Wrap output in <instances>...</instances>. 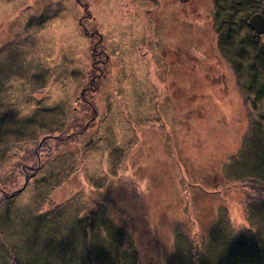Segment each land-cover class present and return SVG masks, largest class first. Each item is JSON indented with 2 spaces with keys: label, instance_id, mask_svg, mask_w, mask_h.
I'll return each instance as SVG.
<instances>
[{
  "label": "rangeland",
  "instance_id": "rangeland-1",
  "mask_svg": "<svg viewBox=\"0 0 264 264\" xmlns=\"http://www.w3.org/2000/svg\"><path fill=\"white\" fill-rule=\"evenodd\" d=\"M259 1L243 9L264 16ZM74 2L65 13L56 0L0 3V264H22L35 230L72 234L83 218L103 239L105 224L123 228L119 250L135 264L212 262L220 234L253 228L262 244L251 205L264 176L244 175L259 172L251 137L264 139V80L251 76L264 75V34L213 0H93L100 41ZM170 2L182 10L160 36ZM88 228L72 237L88 240Z\"/></svg>",
  "mask_w": 264,
  "mask_h": 264
},
{
  "label": "trees",
  "instance_id": "trees-1",
  "mask_svg": "<svg viewBox=\"0 0 264 264\" xmlns=\"http://www.w3.org/2000/svg\"><path fill=\"white\" fill-rule=\"evenodd\" d=\"M213 1L215 5L220 7V10L223 11V14H228L224 16L226 20L228 19L229 21H231V16L229 15L231 12L232 14L242 12L244 14V24L245 22H247L248 18L253 14V12L249 13V5L248 7L243 9L244 6H242V4L253 1H258V3H261L259 0ZM255 8H257V6ZM233 10L235 12H233ZM224 29L225 36L227 32L228 36L232 37L233 31H235L232 27V23L231 25L228 24L226 27H224ZM239 46H241V44ZM261 59L262 58H259L257 62L253 63L262 64L260 62ZM258 72L259 71L256 68L251 71V76L254 75V77L256 78V83L263 82L264 80V75L260 76V73ZM251 142L254 146V151L251 153L252 160L254 162V165L259 168V172L245 174L244 177L247 176V179L249 177H252L251 175L264 176V152L260 149L261 144L264 143V139H261L260 135L257 133L251 137ZM251 207H255L254 210L259 213L260 217L264 216V213H260L262 210H264V201L258 202L256 204L253 203ZM254 210H251V212L253 213L252 216H256ZM95 223V220L91 219L88 222V220H84L83 218V220H75L71 225L67 226L74 229L73 233L83 230V236H85L84 229L90 226V228L88 229L93 231L91 233L93 235L91 238H88V240H85L84 238L79 239L75 236L72 237L73 233L62 234L61 232L55 231L53 229L47 231V234L40 239V236L41 234L43 235V233L40 230H35L31 234L34 235L32 236L33 238L30 239V242H27L28 240L25 241L24 250L26 252L23 253L24 261H22V264H135L134 258L129 254H126L124 251L120 253L119 249H121L122 243L124 241V239H122L124 234L123 228L117 225L114 226L111 223V226L105 224L107 238L103 239L101 238V236L99 237V235L95 236ZM213 226H216V228L215 230H213L214 235L211 238L212 240L215 238V235H217L216 231H220V228H218V223H215V225ZM255 230L259 231V229L253 228L252 235L249 237L242 236L236 238L235 240L233 237H230L234 241H230L223 234H220L218 236L217 242L215 243V249H218L220 253L215 254L212 251V262H210L209 259H206L204 260V264H233L232 259L237 258H241V262L238 264H252L255 261L258 262L261 259L262 255H264L260 247L261 245H264V241H262V244L258 241V236ZM103 231L104 229L101 233H103ZM190 246L189 247L192 249L193 246L191 244ZM21 249H23V247H21ZM176 250L181 252L183 250V246L177 245ZM178 257L179 258H177L176 254H173V260H169V264L174 261H179V259L183 256L178 254Z\"/></svg>",
  "mask_w": 264,
  "mask_h": 264
},
{
  "label": "flooded vegetation",
  "instance_id": "flooded-vegetation-1",
  "mask_svg": "<svg viewBox=\"0 0 264 264\" xmlns=\"http://www.w3.org/2000/svg\"><path fill=\"white\" fill-rule=\"evenodd\" d=\"M7 1H14V0H0V3L2 5L1 7H2V10H3V13L6 11V8L4 6H5V2H7ZM17 1L19 2V0H17ZM68 1L69 0H56V2L61 6V8L63 7V9H61V8L59 9L60 11L65 13V11H67L69 9L70 3H68ZM74 1L75 2L73 4V6L75 5L76 8L81 10V14H80L81 18L78 20V26L80 27V29H82V32L84 33V35L86 37L90 38V37L93 36V33H94L95 35H97V37L99 39L100 38V34H99V32H97V31L95 32V31L92 30V26H93V24L91 23L92 18L89 19L90 15L88 14V11H87V10H90L89 4L93 0H74ZM190 1L192 2V0H179V2L181 4H187ZM174 4H172L171 2L168 3L167 11H166L165 3H162L158 14H156V18H158V20H159V22L161 24L162 31H155L154 30V32H158V35H160V36L164 32L165 36L171 37L172 34L170 32L173 31V30L169 27L168 24H170L172 27H175L177 18L179 20V16L177 14H179V12H181L182 8H178V9L175 10V9H173L174 8ZM170 5H171V7H170ZM170 10L172 12H174V13L167 14V13L170 12ZM145 12H147V16H144ZM138 13L142 14V20L144 22H146V21H148L150 19H152V20L155 19V18H153V16L150 15L149 9H145V10L142 11V8H141V11H139ZM167 15H169V16H167ZM99 40L101 41L102 37ZM99 62L102 63L101 61H99Z\"/></svg>",
  "mask_w": 264,
  "mask_h": 264
},
{
  "label": "water",
  "instance_id": "water-1",
  "mask_svg": "<svg viewBox=\"0 0 264 264\" xmlns=\"http://www.w3.org/2000/svg\"><path fill=\"white\" fill-rule=\"evenodd\" d=\"M248 27L257 36H262L264 34V16L260 13L252 14L247 20Z\"/></svg>",
  "mask_w": 264,
  "mask_h": 264
}]
</instances>
